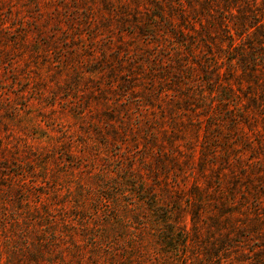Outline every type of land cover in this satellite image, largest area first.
Here are the masks:
<instances>
[{"label":"rangeland","instance_id":"obj_1","mask_svg":"<svg viewBox=\"0 0 264 264\" xmlns=\"http://www.w3.org/2000/svg\"><path fill=\"white\" fill-rule=\"evenodd\" d=\"M0 264H264V0H0Z\"/></svg>","mask_w":264,"mask_h":264},{"label":"trees","instance_id":"obj_2","mask_svg":"<svg viewBox=\"0 0 264 264\" xmlns=\"http://www.w3.org/2000/svg\"><path fill=\"white\" fill-rule=\"evenodd\" d=\"M243 34H245V32Z\"/></svg>","mask_w":264,"mask_h":264}]
</instances>
